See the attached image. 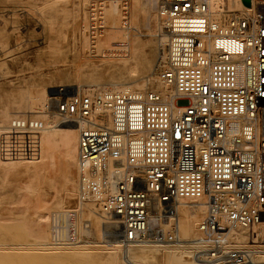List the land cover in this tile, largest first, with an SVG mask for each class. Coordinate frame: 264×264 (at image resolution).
Segmentation results:
<instances>
[{"label":"built area","instance_id":"1","mask_svg":"<svg viewBox=\"0 0 264 264\" xmlns=\"http://www.w3.org/2000/svg\"><path fill=\"white\" fill-rule=\"evenodd\" d=\"M154 8L163 78L172 93L104 91L53 101L61 123L82 126L79 160L89 175L81 199L100 203L126 244L174 242L173 231L150 228L154 200L167 212L177 199H205L202 236L186 245L195 248V260L251 261L229 233L264 214V14L257 8L223 23L212 17L209 0H154ZM39 153V134L30 124H12L0 134L3 161H34ZM106 157L121 169L111 195L105 194ZM58 220L53 217L54 227ZM72 234L69 228L68 238Z\"/></svg>","mask_w":264,"mask_h":264},{"label":"bare ground","instance_id":"2","mask_svg":"<svg viewBox=\"0 0 264 264\" xmlns=\"http://www.w3.org/2000/svg\"><path fill=\"white\" fill-rule=\"evenodd\" d=\"M9 1L0 0V4ZM13 1L19 10L0 8V134L12 124H30L39 134L40 153L34 161L0 159V262L32 264L49 256L54 264H233L196 261L195 248L186 246L202 236L205 199H177L167 212L165 205L153 201L150 228L175 235L174 242L164 244L124 243L114 234L116 226L102 214L100 203L81 199L82 179L89 175V167L79 160L82 126L61 123L53 101L58 96H92L104 91L162 97L172 93L173 86L163 78L161 23L154 0H77V5L67 0L64 18L74 12L73 20L67 24L64 20L58 31L53 24L59 12L53 6L65 4L64 0ZM250 1L246 7L242 0H209L211 15L226 23L233 14L251 15L264 2ZM39 2L44 8L37 15ZM21 14L38 21L41 31L32 29L28 37L41 35L45 45L35 57L36 65L25 61L21 70L11 72L3 56L11 39L16 46L23 43L18 29ZM44 68L47 73H41ZM10 73L16 79L7 80ZM51 90L56 94L50 96ZM184 106L178 105L176 114ZM105 121L114 130L110 118ZM125 137L132 140L136 135ZM122 139L116 137L114 144L120 145ZM105 162V194L111 195L117 191L121 169L110 157ZM53 217L59 219L57 227ZM62 220H66V234L60 230ZM229 239L249 251L251 261L241 264H264V214L250 226L231 228Z\"/></svg>","mask_w":264,"mask_h":264},{"label":"rangeland","instance_id":"3","mask_svg":"<svg viewBox=\"0 0 264 264\" xmlns=\"http://www.w3.org/2000/svg\"><path fill=\"white\" fill-rule=\"evenodd\" d=\"M66 3L64 4V2H58L56 5H54V8L58 9L59 12V16L55 19V23L57 24H53V28L58 31L59 30V26L61 25V23L66 20V24L67 21L72 22L73 20V16H74V12L70 15H68L67 17L64 18V7L67 8V0H64ZM243 4L248 7L251 3L250 0H242ZM74 3H77V0H74ZM41 2H39L37 4V6H40V8H36V11H34L37 15L41 14L43 12V8L41 6ZM77 5V4H76ZM17 6V7H16ZM36 7V6H35ZM152 7H153V3H152ZM0 8L1 10H5V11H9V10H19L20 6L18 4H15L13 0L9 1L8 3H2L0 4ZM76 8V7H75ZM257 8H261L263 14H264V2L263 4L259 5ZM18 13L20 14L21 11H18ZM9 13H3V16H5V18H8L9 16L7 15ZM11 16V15H10ZM21 19L19 20V27L18 29L20 30V32L24 35V40L23 43L20 46H16V42L14 41V38L10 40V45L8 47V52L6 56H3L4 61H5V68H7L9 71H18L22 69V65L25 61L32 63L34 65H36L35 62V57L37 55V53L39 51L42 50V48L45 45V40L43 36H37L34 37L33 39H30L28 37V32L32 29L40 32L41 31V25L38 23V21L36 19H32L30 16H26L24 14H21ZM71 16V17H70ZM38 17V16H37ZM67 18V19H66ZM24 19V20H23ZM47 19L49 20V17H47ZM23 20V21H22ZM39 24V25H38ZM67 26V25H66ZM21 28V29H20ZM67 30V27H66ZM143 32H146L145 29L142 30ZM18 47V48H17ZM4 53V54H6ZM3 54V55H4ZM6 58V59H5ZM11 60V61H10ZM13 60V61H12ZM17 61V62H16ZM15 62V63H13ZM10 67V68H9ZM12 68V69H11ZM4 71V70H3ZM48 69H42L41 73H47ZM10 75V76H9ZM30 75V74H29ZM28 75V76H29ZM7 80H12V79H16V77L14 76L13 73H10L7 75ZM25 77V76H23ZM56 90H51L50 91V96L56 94L55 92ZM69 91V90H68ZM44 261H35L32 264H54L53 259L51 257H44L43 258ZM52 261V262H51ZM2 263V261L0 262V264ZM16 262H11V263H7V264H15ZM3 264V263H2ZM6 264V263H5ZM18 264V263H16ZM89 264V263H88ZM92 264V263H90Z\"/></svg>","mask_w":264,"mask_h":264}]
</instances>
